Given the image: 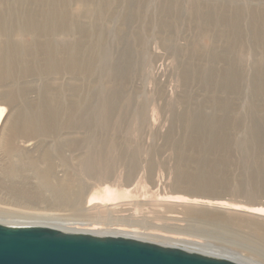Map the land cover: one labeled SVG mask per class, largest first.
<instances>
[{"label":"rangeland","instance_id":"374dc122","mask_svg":"<svg viewBox=\"0 0 264 264\" xmlns=\"http://www.w3.org/2000/svg\"><path fill=\"white\" fill-rule=\"evenodd\" d=\"M35 1L0 0V222L264 264V0Z\"/></svg>","mask_w":264,"mask_h":264},{"label":"water","instance_id":"95a60500","mask_svg":"<svg viewBox=\"0 0 264 264\" xmlns=\"http://www.w3.org/2000/svg\"><path fill=\"white\" fill-rule=\"evenodd\" d=\"M0 264H240L123 236L0 224Z\"/></svg>","mask_w":264,"mask_h":264},{"label":"bare ground","instance_id":"6f19581e","mask_svg":"<svg viewBox=\"0 0 264 264\" xmlns=\"http://www.w3.org/2000/svg\"><path fill=\"white\" fill-rule=\"evenodd\" d=\"M20 1V0H19ZM22 1H24V0H22ZM29 1V0H28ZM37 1V0H36ZM35 1V2H36ZM41 1V0H40ZM48 16V15H47ZM50 17V16H49ZM31 21V20H30ZM27 25H31V24H33V22L31 21L30 23H28V21H27V23H26ZM7 25V24H6ZM20 27V32L21 31H23L24 30V28L22 27V26H19ZM19 32V31H18ZM8 57H10L11 58V54H9V53H7L6 54ZM12 57H13V55H12ZM7 70H9L8 68H2V69H0V73H3V74H5L6 72H7ZM26 72V71H25ZM7 98H9V99H4V100H2V102L4 103L5 101L6 102H8V101H10L11 100V97L10 96H6ZM3 99V98H2ZM29 111V110H28ZM24 112V111H23ZM4 113H5V106H0V125H5L6 124V122H7V120H8V117H9V115H4ZM25 113H26V111H25ZM17 114H19V113H17ZM23 113H21V115H22ZM20 115V116H21ZM24 115V114H23ZM23 115H22V117H23ZM16 116V115H15ZM19 116V117H20ZM24 116H26V115H24ZM22 117H20V118H22ZM27 117V116H26ZM25 118V117H24ZM28 118V117H27ZM11 121V120H10ZM22 121V120H21ZM27 121H29V119L27 120ZM27 121H25V122H27ZM8 122H9V120H8ZM12 122V121H11ZM9 123L8 124V128H10L11 130V136H14L15 134H16V132H19V131H17V127L16 126H13L12 125V123L14 122L15 123V121H13L12 123ZM22 123H24V122H22ZM28 124H30L31 125V122L29 121L28 122ZM28 124H24L23 126H24V128L22 127V126H20V128L21 129H25V130H29L30 132L31 131H33V129L31 128V126L30 125H28ZM15 125V124H14ZM2 127V126H1ZM19 127V126H18ZM1 131V130H0ZM36 131V130H35ZM34 131V132H35ZM38 132V131H37ZM1 133V132H0ZM46 133V132H45ZM44 133V134H45ZM10 134V133H9ZM1 136V135H0ZM10 136V135H9ZM6 140H10V139H8V138H6ZM31 143V142H30ZM36 143H38L37 141L35 142V144ZM56 144V143H55ZM70 144V143H69ZM23 145H25V144H23ZM38 145H39V143H38ZM28 146V145H27ZM40 146V145H39ZM70 147V146H69ZM72 147V146H71ZM74 147V146H73ZM27 148H29V147H26V149ZM32 150H34L35 151V148L37 149L38 147H35L34 149L32 148V147H30ZM40 148H43V146L42 147H40ZM30 149V150H31ZM44 149V148H43ZM39 151H40V149H38ZM42 151V150H41ZM44 151H45V149H44ZM40 153V152H39ZM43 155V154H42ZM41 155V156H42ZM60 155V154H59ZM45 156H47V154H45ZM40 157V156H39ZM67 157V156H66ZM39 160V159H38ZM4 168V167H3ZM6 169V168H5ZM50 169V168H49ZM58 170V169H57ZM8 171L9 172H12V168L10 169H8ZM17 172V171H16ZM62 172V171H61ZM41 173V172H40ZM49 173V172H48ZM56 173H58L59 174V172L58 171H56ZM54 174V173H53ZM63 174V173H62ZM64 175L65 174H63V176L62 177H64ZM47 177H48V175H46ZM51 176V175H50ZM49 176V177H50ZM58 176V175H57ZM66 177V176H65ZM70 177H71V175H70ZM69 177V178H70ZM31 178V177H30ZM52 178V177H51ZM56 178V177H55ZM66 179V178H65ZM33 180V179H32ZM58 180V179H57ZM67 180H68V178H67ZM66 180V181H67ZM53 181H55V179L53 180ZM59 181V180H58ZM61 181V180H60ZM65 181V180H64ZM65 181V182H66ZM81 181V180H80ZM9 182V181H8ZM61 182H63V180L61 181ZM10 183V182H9ZM82 183H83V181H82ZM19 184H21V183H19ZM13 185V184H12ZM14 185H16V184H14ZM22 185V184H21ZM70 185V184H69ZM10 186V185H9ZM25 186V185H24ZM75 186V185H74ZM77 186V185H76ZM26 187H27V185H26ZM69 187V186H68ZM17 188V187H16ZM55 189V188H54ZM15 190V189H14ZM27 190V189H26ZM66 190V189H65ZM107 190V193L109 192L108 191V189H106ZM22 192H24L23 190H21ZM28 191H30V190H28ZM61 191V190H60ZM63 191V190H62ZM58 191H56V193H57ZM70 192V200H69V202H62L63 204H66L68 207H70L71 209H74V210H79V211H85L86 209H87V205H85V197H84V195H83V190H82V188H80L79 186L78 187H72L71 186V191H69ZM106 192V191H105ZM192 192V191H191ZM28 193V192H27ZM62 193V192H61ZM106 193V194H107ZM24 194H26V192L24 193ZM85 194V193H84ZM105 194V195H106ZM207 194V193H206ZM29 195H30V193H29ZM28 195V196H29ZM35 195V194H34ZM40 195V194H39ZM107 195H109V193L107 194ZM37 196H38V194H37ZM53 196V195H52ZM18 197V196H17ZM67 197V196H66ZM108 197V196H107ZM43 199V198H42ZM44 200V199H43ZM64 200V199H63ZM216 200V199H215ZM58 201L59 202H61V198L59 197L58 198ZM68 201V200H67ZM91 201H93V200H91ZM102 201V200H101ZM200 201V200H199ZM197 202V201H196ZM201 202H203V204L205 203V204H207V205H212V206H214L215 208H218V209H222V210H228V209H232V210H239V208H236V207H227V205H223V202L222 203H220V202H218V201H208V200H203V201H201ZM39 203V202H38ZM47 204H48V202H47ZM96 204H97V202H96ZM100 204V203H99ZM101 204H102V202H101ZM199 204V203H198ZM45 205V204H44ZM49 206V205H48ZM51 206V205H50ZM99 206V205H98ZM96 207V206H95ZM100 207V206H99ZM89 208H91V207H89ZM102 208V207H101ZM109 208V207H108ZM91 209H93V208H91ZM38 210V209H37ZM46 210V209H45ZM49 210V209H48ZM88 210V209H87ZM101 210V209H100ZM89 211V210H88ZM247 212H250V213H252V214H254V215H257V216H264V214L263 213H259V212H257V211H247ZM88 213V212H87ZM94 213V212H93ZM89 215V214H88ZM91 216V215H90ZM33 218V219H32ZM32 218H30V219H32L31 221H33V222H31L30 221V223H27V224H30V225H28V226H46V227H51V228H56V229H59V230H61V231H63V232H70V233H86V234H91V235H96V236H99V235H97V234H99V233H96V232H94L93 230H95L96 228H98V227H94V226H90L91 224L93 225V223H96L95 221H93L92 223H83V222H80V221H66V220H64L65 218H63V217H61V216H58V215H56V214H52V213H37L34 217H32ZM73 219V218H72ZM19 223V222H18ZM18 223H4V222H0V224H5V225H9V226H26V224L25 225H16V224H18ZM26 223V222H25ZM10 224H12V225H10ZM20 224V223H19ZM97 231V230H96ZM105 232V231H104ZM107 233V232H106ZM111 234H113V236H123V237H128V238H135V239H137V237H135V235H134V237H130V236H128V234H126V232L125 233H116L115 231L114 232H110ZM101 234H103V233H101ZM116 234H118V235H116ZM132 234V233H131ZM133 235V234H132ZM103 236H112V235H103ZM141 237V236H140ZM143 237V236H142ZM154 237V236H153ZM169 238V237H168ZM167 238V239H168ZM142 239V238H141ZM166 239V238H165ZM169 239H173V238H169ZM179 239H183V238H179ZM139 240H140V238H139ZM143 240H145V239H143ZM197 240V239H196ZM185 241H186V243H189V244H191V245H196V246H198V245H200V243H199V241H195V240H189V239H185ZM155 243V242H154ZM170 245V244H169ZM175 245V244H174ZM171 246V245H170ZM177 247V246H176ZM179 248H182V249H184V250H187V251H192V252H196V251H201L200 249H198V250H194L193 248L191 249V248H188V247H185V246H183V247H179ZM199 253V252H198ZM204 253V252H203ZM207 254V253H206ZM205 255V254H204ZM229 260H232V259H230L229 258ZM236 262H238V261H236ZM239 263V262H238ZM241 264V263H240Z\"/></svg>","mask_w":264,"mask_h":264}]
</instances>
